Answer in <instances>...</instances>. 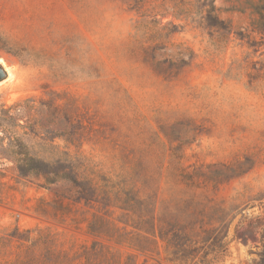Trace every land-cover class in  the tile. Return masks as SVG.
I'll return each instance as SVG.
<instances>
[{
  "label": "rangeland",
  "instance_id": "374dc122",
  "mask_svg": "<svg viewBox=\"0 0 264 264\" xmlns=\"http://www.w3.org/2000/svg\"><path fill=\"white\" fill-rule=\"evenodd\" d=\"M214 1L232 33L199 0H0V264L37 240L64 264H264V38L235 34L264 2ZM63 153L110 207L19 176V155ZM93 214L106 234L75 228Z\"/></svg>",
  "mask_w": 264,
  "mask_h": 264
},
{
  "label": "trees",
  "instance_id": "16d2710c",
  "mask_svg": "<svg viewBox=\"0 0 264 264\" xmlns=\"http://www.w3.org/2000/svg\"><path fill=\"white\" fill-rule=\"evenodd\" d=\"M264 2V0H260ZM201 5V22L206 24L209 28H223L228 34L233 32L232 25L230 23L226 24L221 21L216 15V7L214 0H199ZM205 14V15H204ZM252 15L256 16L251 22V27L245 29L244 31L235 32L236 36L241 40L248 39L252 42V34L256 33L264 38V5H257L254 7ZM224 26V27H223ZM193 61V53L189 57L184 52L179 54L176 60L175 67L177 72H180L183 68L189 66ZM264 64L260 69L256 70V73L250 74V83L256 80H264ZM263 72V73H262ZM16 162L18 164L17 169L19 176L23 179L35 178L42 179L44 185L58 184L60 182L74 181L77 184L78 191L73 196V201L77 204H84L86 207L93 208L95 204L102 205L103 208L107 209L110 207V203L107 199V195H100L98 188L92 183V181L84 180L79 181L78 174L76 171V159H74L69 153H63L59 159L54 161H46L38 157L30 156L27 154H21L17 157ZM82 222H87L86 233L94 236L106 234L110 230L111 223L102 216L98 214H93L91 220L84 219L83 221H74L75 228L79 229ZM18 231V229L16 230ZM32 230H28L27 233H31ZM41 231V230H40ZM10 237L16 238L24 245L22 242L28 241L17 235H11ZM30 242V240H29ZM40 245L47 246L49 257L41 259L33 254ZM48 241L41 242L40 240L32 241L31 246L28 248L32 251L29 256L25 259L19 257L15 264H64L63 261H59L51 257V247ZM103 246L94 242L91 249H84V253L90 251L91 255L97 254L99 249L101 250ZM86 264H94V261L90 259V256Z\"/></svg>",
  "mask_w": 264,
  "mask_h": 264
},
{
  "label": "bare ground",
  "instance_id": "6f19581e",
  "mask_svg": "<svg viewBox=\"0 0 264 264\" xmlns=\"http://www.w3.org/2000/svg\"><path fill=\"white\" fill-rule=\"evenodd\" d=\"M9 74V73H8ZM10 75V74H9ZM8 75V76H9ZM10 78V77H9ZM250 247V246H249ZM248 247V248H249ZM254 249V248H253ZM232 250H233V248H232ZM252 251V250H251ZM256 252H257V250H255ZM237 255H238V258H235V262H236V264H238V262L240 261V259H245V258H247L248 257V254H247V249L246 248H244V247H242V246H238V252H237ZM256 255L255 254H253L251 257H249L248 258V261L250 262V263H252V258L253 257H255ZM256 261V260H255ZM255 261H253V262H255ZM243 263V262H242ZM247 264V263H246Z\"/></svg>",
  "mask_w": 264,
  "mask_h": 264
},
{
  "label": "water",
  "instance_id": "95a60500",
  "mask_svg": "<svg viewBox=\"0 0 264 264\" xmlns=\"http://www.w3.org/2000/svg\"><path fill=\"white\" fill-rule=\"evenodd\" d=\"M6 76L7 74L5 73V71L0 67V81L3 80Z\"/></svg>",
  "mask_w": 264,
  "mask_h": 264
}]
</instances>
